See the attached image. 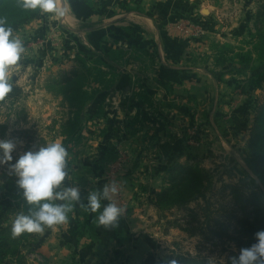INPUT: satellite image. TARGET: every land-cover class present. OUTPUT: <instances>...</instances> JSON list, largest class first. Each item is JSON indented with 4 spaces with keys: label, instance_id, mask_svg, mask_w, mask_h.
<instances>
[{
    "label": "rangeland",
    "instance_id": "rangeland-1",
    "mask_svg": "<svg viewBox=\"0 0 264 264\" xmlns=\"http://www.w3.org/2000/svg\"><path fill=\"white\" fill-rule=\"evenodd\" d=\"M99 1L91 0L93 8L105 7V15H110L114 10L111 8H120L122 0ZM146 1L144 4L130 3L133 7H140L142 12L136 13L152 19L158 30L160 28L167 34L168 29L183 25L190 30L177 41L162 43L161 40V44L168 49L177 46L174 48L180 57L177 63L183 69L177 89L171 81L163 78L161 54L157 48L160 46L151 43L149 49L141 47L135 40L137 33L132 37L123 29L125 32L119 33L122 42L117 44L114 43L117 37L110 38L115 33L108 36L102 34L100 51L93 48L97 44L92 47V43L62 17L44 12L40 19L15 32L23 40L24 35L29 37L28 30L34 31L40 26L42 33L37 40H45L44 44L48 46L26 47L21 61L12 66L13 84L19 86L23 93L18 99H9L0 106V139L17 142L14 156L47 141L58 139L63 142L62 125L70 116V108L62 96L55 95L48 87L60 79L63 72L77 66L78 53L87 56L91 68H102L108 76H115L116 82L108 89H102L100 84L95 83L87 86V90L98 89L100 92L85 106L80 116V131L66 145L69 177L65 182L78 185L86 202L89 191L102 189L105 185L103 180L106 184L114 181L119 190L113 199L125 211L116 227H106L111 230L112 244L104 250L92 252L90 241L99 240V225L94 222L97 213L85 211L74 202L66 223L45 227L42 233L20 236L17 248L12 247L16 253L8 254L4 261L6 264H144L149 254L155 256V264L178 254L200 256L212 264L225 261L229 245L223 244V238L215 237L209 230L218 227L215 220L210 222L209 228L204 225V234L199 230L196 234L192 233L198 227V222L193 219V214L200 213L197 202H192L188 208L173 207L161 211L155 206V201L167 182V170L172 165L198 163L215 174L216 193L212 197L214 217L225 225L229 221L233 224L231 214L216 213L222 210L220 208H235L231 197L221 191L222 184L238 183L240 178L251 174L246 147L256 107L264 100V87L249 86L247 80L253 73L236 74L231 70L232 63L217 66L215 46L230 45L236 51H251L255 58L254 44L259 33L257 14L264 0ZM32 24L36 27L28 29ZM164 38L167 39L166 36ZM113 50L122 51L124 57L118 59L119 53H112ZM96 60L103 63L98 65ZM122 76L132 80V87L138 77L150 78L151 89L140 84L131 92L130 100L121 99L120 108L123 105L130 109L142 106L136 115L125 116L122 113L118 118L112 93ZM161 82L167 86L161 85ZM162 91L167 95L159 97ZM143 93L151 97L150 103H139L137 95ZM97 99L104 100L98 103ZM168 112L173 113L171 117ZM106 118L109 119L106 121ZM132 122H137L135 127ZM155 123H167L169 129L175 123L173 132L176 131L177 140L173 139V142L177 148H167L162 153L166 158L159 163L163 165V170L152 178L150 166L146 168L143 161L150 148L143 143H152V149L159 146L157 140H151L158 137L152 130ZM6 178L16 183L8 168L0 165V198L12 199L7 189L1 190ZM199 203L203 204L202 201ZM16 215L9 223L12 224ZM200 219L202 222L205 220L204 216ZM50 240L56 243L48 246ZM5 263L0 261V264Z\"/></svg>",
    "mask_w": 264,
    "mask_h": 264
},
{
    "label": "trees",
    "instance_id": "trees-1",
    "mask_svg": "<svg viewBox=\"0 0 264 264\" xmlns=\"http://www.w3.org/2000/svg\"><path fill=\"white\" fill-rule=\"evenodd\" d=\"M88 5L94 7L91 0H84ZM22 0H0V16L7 17V22L14 28L15 32L21 29L22 26L30 23L35 19L42 17V11L37 9H24ZM119 7L126 12H142L141 8L133 7L128 1H120ZM6 13V14H4ZM257 21L259 24L258 35L254 50L256 57H253L251 51L239 50L236 51L230 45H216L217 48L214 60L217 66H224L232 63L233 70L236 74L247 75L253 73L252 77H248L247 83L255 88L264 87V2L261 4ZM134 28H125L129 33L133 32ZM112 53H119L118 59H122L124 54L122 51L113 50ZM77 66L69 72H63L61 78L55 80L48 87L52 93L62 96L70 108V116L62 125L63 144L66 146L72 138L78 135L81 128L80 116L85 106L95 98V95L100 90L90 91L87 86L90 83L100 84L102 89H108L116 82L115 76L110 77L102 68L97 66L91 68L88 63L87 56L78 53ZM116 59V60H118ZM98 65L102 64L101 60H96ZM253 63L257 65L254 66ZM253 65V66H252ZM163 69L170 70L163 67ZM183 71V69H181ZM92 81V82H91ZM161 85L167 86L161 82ZM23 91L19 86L14 84L13 90L0 99V106L7 100L18 99ZM139 103H150L151 97L146 93L137 95ZM255 121L252 127L246 152L249 157L248 167L251 172L244 178H240L238 183H223L221 191L231 197L232 204L235 207L232 210L220 208L216 213H229L234 222L229 221L228 225L225 222H219L213 210V196L216 193L214 184V172L201 167L198 163L195 164H179L172 165L167 170L169 176L167 182L162 186L161 191L156 195L155 206L161 210L172 209L173 207L188 208L192 202H197L200 206L199 214H193L194 221L198 222V227L194 228L193 234L198 230L204 234V225L209 228L210 222L215 220L217 228H209L215 237L223 238V244H228L227 256L221 264H230L229 258L239 254L242 247L250 246L255 242V233L264 229V100L256 107ZM140 116V114H138ZM139 123V120L137 118ZM133 127L137 122L131 123ZM71 138V139H70ZM70 139V140H69ZM151 140H157L153 137ZM231 175H233L231 173ZM9 192L8 195L12 199L0 198V261L5 263V259L9 253L15 254L19 237H27L29 234H21L14 237L11 233L12 224L9 223L11 217L20 212L27 213L29 205L25 202L22 191L17 187L16 183L9 178H6L4 186L1 190ZM219 190L217 189V192ZM219 191V192H221ZM210 196L208 197V195ZM202 201L203 204L199 202ZM215 203V202H214ZM204 216L202 222L200 217ZM88 229V228H87ZM197 229V230H196ZM226 238V239H224ZM12 247L14 249L12 250ZM172 259H176L179 264H212L206 258L200 256H192L188 254H178L176 257L170 258L168 261H163L160 264H169ZM6 264V263H5ZM104 264V263H102ZM144 264H155V256L149 254Z\"/></svg>",
    "mask_w": 264,
    "mask_h": 264
},
{
    "label": "clouds",
    "instance_id": "clouds-1",
    "mask_svg": "<svg viewBox=\"0 0 264 264\" xmlns=\"http://www.w3.org/2000/svg\"><path fill=\"white\" fill-rule=\"evenodd\" d=\"M21 6L24 9L39 8L57 16H64L66 11L57 0H22ZM25 50L23 40L15 34L7 17L0 16V99L13 90L12 66L18 65ZM16 148L15 140L0 139V165L6 166L16 178V185L30 206L27 213H18L12 222L14 237L25 232L42 233L45 227L66 223L74 202L85 211L97 213L94 222L98 225L108 228L118 225L125 209L113 199L119 190L116 182L89 191L84 202L78 185L65 182L69 177V152L62 141H47L14 156ZM255 238L254 243L242 247L238 255L229 258L230 264H264V229L257 231ZM169 264L179 262L172 259Z\"/></svg>",
    "mask_w": 264,
    "mask_h": 264
},
{
    "label": "crops",
    "instance_id": "crops-1",
    "mask_svg": "<svg viewBox=\"0 0 264 264\" xmlns=\"http://www.w3.org/2000/svg\"><path fill=\"white\" fill-rule=\"evenodd\" d=\"M96 1L100 2L99 0H96ZM126 1H129V2L133 1L135 3H142V4H144L145 2L147 3L146 0H126ZM156 1L157 2L160 1L163 3L168 2L167 0H156ZM57 4L66 9L64 16H60V17H62L63 20H65V22L69 26L76 27L74 28L75 31L79 30L82 33L85 40L88 41L89 43H92V47L94 43L97 44V46L94 45L95 47L93 48L94 49L97 48V50H100V51H101V48L99 46V42L101 40L102 34H107L108 36L109 33H115V36L113 35L110 38L117 37L116 41L114 42L117 44V43L122 42L119 40V36H120L119 33L125 32L123 31V29L127 27L136 28L137 30L133 29L134 34L132 33L130 34L132 37H135L136 36L135 34L137 33L138 36L135 39L136 43H139L141 47L146 48V49L150 48L151 43H156L158 46H160L157 48L159 49V52L161 54L160 56V60L162 63L161 66L168 68L170 70H177V71H168L164 69L163 78H165V80L167 81H171L173 85L176 87V89L179 86V84H181L180 79L183 76L180 73H181L182 67L178 66V63H177L180 57H179V54H177L178 53L177 50L174 49L175 47L177 48V46H175L174 48L168 49L167 46L164 47L165 45L161 44V40H162V43H164L163 41H170V40L177 41L182 36H184V34L186 33L185 31L172 27L168 29L167 34H165V32L161 30L160 28L158 30L154 21L145 15H141L136 12H125V11L120 10V8H111V9H114L113 14L107 15L108 14L107 13L105 15V12H106L105 7H102V8L92 7L91 8V6L88 5L84 0H57ZM169 4L170 3H168V5ZM31 27H36V24L30 25L28 29H30ZM40 28L41 27L39 26V28H35L34 31L31 29H30L31 31L28 30V32L30 33L29 34L30 38L24 35L23 42H24L25 48L26 47L27 48H44L43 46H48L47 44H44L45 40H42V42L37 40V37L40 35V33H42V30ZM112 30L113 32H111ZM18 36L20 37V35ZM165 36L167 37V39L164 38ZM114 48H117V47L115 46ZM160 48H162V51H164V54L161 52ZM163 58L164 60L162 61ZM168 63H171V64L169 65ZM135 82L136 83L134 84V87H132V80H130V78H126V76H122L117 82L116 87L113 89L112 99L115 101L114 103L117 104L115 109L117 111L116 114L118 118L122 116V113L125 114V116L136 115L138 109H140V106H142L138 104L140 106L130 109L123 105L120 108L119 106L122 102L121 99L130 100L132 97L131 92H133L134 88L140 87V84L143 85V88L146 86L147 88L151 89V79L150 78L141 79L140 77H138L137 80H135ZM174 91L177 92L175 88H174ZM161 93L158 94L159 97H162L163 95L165 96L167 95V92L162 91ZM97 100L99 103L100 100L103 101L104 99H97ZM172 114L173 113L171 112L167 113L169 117H171ZM107 117H111V115H108ZM108 119L109 118H106L105 120L107 121ZM174 124L175 123L170 125L172 126L171 129H169L167 123L156 124V126H153L154 128L152 127L154 134L158 136L156 142L157 143L159 142V146L156 147L155 149L151 148L153 145L152 143L149 144L148 141L143 143L146 147L150 148L146 157L143 158V161L144 163H146L145 164L146 168L150 166L149 170H151L150 172H151L152 178L153 176L158 175V173L162 172L163 170V165L159 163H161V161H165L166 158L162 156V153L166 152L167 148H170V149L171 147L173 148L175 147V149L177 148L176 144L173 142L174 141L173 139H175V141L177 140L176 131L173 132V128L174 126H176ZM163 163H166V162H163ZM152 173H155V174H152ZM152 181H154V179H152ZM106 183H107L106 180L102 181L103 185ZM104 202L107 203L108 201H104ZM110 231H111L110 229L99 225V227L97 228V234L99 236L98 237L99 240L97 241L92 240L93 242L90 241L91 245L93 244L92 252H96L102 248L104 250L106 246H108L109 244L110 245L112 244L113 241H110V236H109ZM57 242H59L58 239H57ZM54 243L56 242H54L53 240H50L48 242V246H50V244L54 245Z\"/></svg>",
    "mask_w": 264,
    "mask_h": 264
},
{
    "label": "built area",
    "instance_id": "built-area-1",
    "mask_svg": "<svg viewBox=\"0 0 264 264\" xmlns=\"http://www.w3.org/2000/svg\"><path fill=\"white\" fill-rule=\"evenodd\" d=\"M178 28L181 29L182 31H185L187 34L190 33V30L189 29H185L186 27L184 25L180 26Z\"/></svg>",
    "mask_w": 264,
    "mask_h": 264
}]
</instances>
